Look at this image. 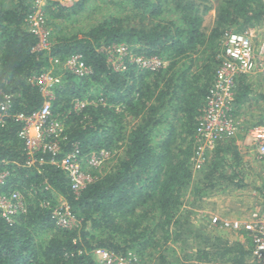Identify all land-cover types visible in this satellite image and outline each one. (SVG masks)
<instances>
[{"label":"trees","instance_id":"1","mask_svg":"<svg viewBox=\"0 0 264 264\" xmlns=\"http://www.w3.org/2000/svg\"><path fill=\"white\" fill-rule=\"evenodd\" d=\"M89 2L49 0L44 13L52 43L38 49L28 20L35 0H0V101L11 99L0 121V171L8 172L0 192L18 190L26 205L11 220L0 209V264H102L97 248L135 256L139 264H249L253 242L245 231L229 230L231 239L212 216L192 211L214 194L248 186L250 167L237 139L219 140L200 169L194 155L224 36L262 28L264 0H108L96 23L74 31L62 27ZM213 8L214 22L207 27L204 18ZM121 45L126 51L116 65L112 59ZM75 55L88 72L79 75L62 65L53 70L62 82L52 118L64 124L60 137H50L59 146L55 157L74 149L82 155L109 152L92 173L85 166L93 179L78 191L66 171L50 162L51 151L38 153L42 163H28L20 136L25 123L15 118L42 107L45 96L36 78L50 70V59ZM139 57L167 63L150 69ZM260 99L264 91L252 76L240 74L235 115ZM262 123L264 108L254 122ZM256 188L260 209L263 184ZM56 195L70 207V224L59 222ZM187 198L193 199L190 207Z\"/></svg>","mask_w":264,"mask_h":264},{"label":"built area","instance_id":"2","mask_svg":"<svg viewBox=\"0 0 264 264\" xmlns=\"http://www.w3.org/2000/svg\"><path fill=\"white\" fill-rule=\"evenodd\" d=\"M43 0H35L33 11L29 15L30 30L39 37L38 49H45L48 46V27L44 13V6L40 3ZM264 26V25H263ZM256 28H249L245 31H228L223 40L222 62L217 68L214 82L206 97L203 112L199 117L198 146L194 155V166L200 169L206 159L207 152L212 149L219 140L225 138H236L242 127L240 119L234 113L235 84L240 74H262L264 75V36L257 40ZM44 46V47H43ZM119 56L126 51L123 45L118 47ZM119 60V59H118ZM137 62L143 67L154 69L164 63L157 57H139ZM55 62L76 74L83 75L89 71L80 55L67 58L65 61L56 58ZM37 82L41 86L45 100L38 110L31 114L17 113L15 118L24 121L20 136L26 142L27 153L30 156V165L37 162L42 163L38 153L51 151L54 156L50 160L53 164L63 168L68 174L72 188L75 191L83 188L93 177L85 166H99L108 157L109 152L105 149L97 151L92 155H82L78 149L65 154L61 159L55 157L58 154L59 146L50 137H60L64 130V124L60 120L52 118V99L55 89L62 82V76L49 70L37 76ZM10 96L6 95L4 101H0V121L8 115L10 108ZM77 106L83 107L84 102L77 101ZM247 135L252 140L255 148V155L258 159L264 160V123L253 124L247 128ZM238 142V141H237ZM239 143V142H238ZM7 171H0V188L4 182ZM263 191H264V180ZM262 207L254 209L248 216L241 218L212 216V224L221 228L238 232L245 231L252 239V256L249 264H264V197ZM23 196L18 190L9 193L0 192V209L3 216L11 220L20 210H25ZM55 213L59 216V222L64 225L70 224L71 211L67 204L56 207ZM94 255L102 264H139L135 256H119L105 248H97Z\"/></svg>","mask_w":264,"mask_h":264},{"label":"rangeland","instance_id":"3","mask_svg":"<svg viewBox=\"0 0 264 264\" xmlns=\"http://www.w3.org/2000/svg\"><path fill=\"white\" fill-rule=\"evenodd\" d=\"M44 2L40 3L41 5H47L49 0H43ZM62 3L65 5L71 6L75 1L77 0H61ZM106 1L108 0H90V2L87 4L86 7L83 8V10H80L78 13L73 14L68 17V19L62 24V27H70L74 26L72 28L74 30L84 29L88 27L91 24H94L97 22L99 17L102 13H104L103 9H105ZM44 6V7H45ZM111 12H123L122 9L120 10H110ZM215 8L211 9L207 15L204 18V25L207 27H211L214 18H215ZM47 24V23H46ZM51 29L48 28V40L49 44L48 46H43L45 49H49L52 43L51 38ZM255 35L257 40H260L264 36V26L262 28L255 29ZM121 55H116V58L112 59L113 62L117 65L122 64ZM51 58V67L50 70L57 69L58 65H61L58 62H55ZM121 61H119V60ZM160 60L164 63H167V61L163 58H160ZM64 67V66H63ZM65 68V67H64ZM60 71V70H59ZM61 75V73L59 72ZM253 78V81L258 86V89L264 91V75L260 74ZM62 76V75H61ZM263 76V77H262ZM85 103V101H84ZM264 108V102L260 100H254L250 106L245 105V108L243 110V113L240 115H237V117L240 119L242 127L240 128L239 132L236 135V139L239 142L240 148L244 154L245 160L248 162L250 171L247 172V187L242 188H236L234 190H227L225 192H219L217 194H214L208 198H206L202 204V207L197 208L193 207L192 211L195 213H199L197 217L203 218L202 214H208L209 216L218 215L220 217H229V218H241L246 217L248 214L253 211L257 206L260 207V197L259 193L257 192V188L262 183V175L264 176V160H257L255 148L252 144V140L247 135V128L252 126L254 122L258 121L261 116V109ZM93 153H97V151H92L88 155H92ZM116 157H114L109 163L110 166L115 164L118 161V157L121 155V153L118 151ZM115 153V154H116ZM113 154L112 156H114ZM108 159V158H107ZM106 159V160H107ZM103 165V164H101ZM110 166L108 165L106 170L108 171L110 169ZM88 170L91 172V167L86 166ZM104 167V166H103ZM92 173V172H91ZM56 198L58 200L57 206L61 207L67 204V201L62 196H57ZM192 198H187L186 206L190 207L192 201ZM189 201V202H188ZM199 203V202H198ZM56 206V207H57ZM72 214H71V220H74ZM73 222V221H72ZM221 229V228H220ZM223 229V228H222ZM223 234L226 233L229 235L232 239V235L228 234L227 232L229 229H223ZM179 253H181L179 251Z\"/></svg>","mask_w":264,"mask_h":264},{"label":"crops","instance_id":"4","mask_svg":"<svg viewBox=\"0 0 264 264\" xmlns=\"http://www.w3.org/2000/svg\"><path fill=\"white\" fill-rule=\"evenodd\" d=\"M257 75H260L259 73H256ZM252 76V78H254L256 75L255 74H249ZM263 77V76H262Z\"/></svg>","mask_w":264,"mask_h":264}]
</instances>
